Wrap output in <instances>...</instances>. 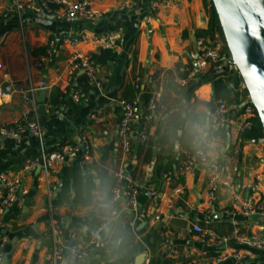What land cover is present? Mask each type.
I'll list each match as a JSON object with an SVG mask.
<instances>
[{"label": "crops", "instance_id": "0c3cea01", "mask_svg": "<svg viewBox=\"0 0 264 264\" xmlns=\"http://www.w3.org/2000/svg\"><path fill=\"white\" fill-rule=\"evenodd\" d=\"M12 1L0 0V125L12 126L28 108L44 133L0 137V173L19 175L22 182L20 199L0 208L1 264H264V251L220 240L233 230L264 234V220L230 213L240 206L255 176L264 174V141L248 140L238 148L235 133L230 135L228 129L221 134L224 144L214 140L208 156L225 166L214 197L207 191V163L181 170L194 136L206 135L208 114L218 100L213 94L215 79L189 77L196 40L208 35L204 0H173L156 10L150 0H91L102 12L101 19L73 21L53 18L44 10L18 14ZM77 34L86 40L71 41ZM108 34L118 36L112 49L93 41ZM49 40L61 48L38 64ZM103 51L110 54L104 62L95 61L94 80L72 68L74 52L93 57ZM229 76L228 88L238 94L239 102L230 103L232 118H237L247 98L236 72ZM39 82L48 89L4 93L7 85L25 89ZM55 91L62 92L64 101L52 105ZM73 92L83 94V99L75 100ZM155 94L166 107L164 113L147 109ZM122 100H137L147 116L134 124L127 154L117 135ZM144 123L145 139L139 131ZM82 134L87 135L91 152L87 158L78 157L84 180L77 190L71 185L68 194L74 198L90 189L91 203L53 205L63 174L72 170L73 162L52 174L43 168L25 172L23 166L33 159L41 163L42 154L78 143ZM232 164L237 165V174ZM120 168L144 187L132 209L122 200L110 204L113 173ZM86 179L94 188H87ZM146 189L157 197L148 196ZM259 190L264 195V177ZM100 222L106 226L98 247L86 260L73 262L70 247L87 245ZM52 223L62 248L56 260ZM194 226L207 235L194 232Z\"/></svg>", "mask_w": 264, "mask_h": 264}, {"label": "built area", "instance_id": "2783aa9c", "mask_svg": "<svg viewBox=\"0 0 264 264\" xmlns=\"http://www.w3.org/2000/svg\"><path fill=\"white\" fill-rule=\"evenodd\" d=\"M173 0H150V4L153 10L158 9L161 5H167ZM54 5V6H52ZM12 9L18 14L23 13L26 10L34 9L44 10L56 19H65L73 21L78 17H85L89 19H101L102 12L95 8L91 0H77L75 2L69 0H13ZM117 34H108L100 37H94L93 41L101 43L104 48L112 49L117 39ZM86 40V36L77 34L71 41L79 42ZM61 48L56 44L54 40H49L45 47L44 54L39 58L38 64L44 62L47 57L56 55ZM224 48V42L221 40L217 33L211 35H202L197 38L194 50L191 53L193 60V66L190 69L189 77L201 76L209 71H214L222 68L230 61L229 52ZM95 61L92 57L85 56L81 52H74L72 54V68L80 69L85 72L89 79L94 80L93 70ZM233 69L232 67H230ZM185 83V80L182 81ZM137 87V84H135ZM242 85V89H243ZM4 93L19 91L33 93L35 90L40 89L46 91L48 86L44 82H39L37 86L30 84L27 88L23 89L17 84L5 86ZM72 96L75 100L79 101L83 99V94L73 92ZM159 94H155L147 102V109L151 112L156 110L159 113H164L166 107L158 103ZM33 103L34 98L32 99ZM242 112L237 118H232L233 105L228 103L225 99H218L215 102L214 108L208 114V129L205 132L206 135L197 134L193 138L192 148L187 152L186 159L182 166V172L194 168L198 163H207L208 176H207V191L210 197H214L217 190L218 181L225 174L224 164L212 160L208 156V149L215 139H218L222 144L226 142L225 137H221L223 130L229 131V134H234V141L239 148L248 140L243 138L242 133L252 126L251 118L255 115V109L249 103V99L241 102ZM121 115L117 128L118 143L122 147L125 154L130 151L131 133L133 131L134 124L146 120L147 116L142 111V108L137 100H122L120 102ZM31 110L26 108L20 118L15 120L14 124L10 127L0 125V137L17 138L24 132H30L38 137H42L44 130L38 125V123L31 118ZM94 117V116H93ZM237 123L236 128H233V124ZM140 134L143 139L147 135V125L144 123L139 128ZM234 132V133H233ZM217 134V135H216ZM79 142L73 145L62 146L57 150L51 151L49 154L41 156V163L37 159L30 160L23 166V171L27 172L35 170L37 168H43L46 174L56 173L58 168L67 162H73L78 159L79 156L87 158L91 152V146L86 134H82L79 138ZM232 170L237 174V165L232 164ZM262 176V177H260ZM114 186L110 194V204H115L118 200H122L127 209L136 207L137 194L144 191L139 183H137L131 176V174L123 168H120L113 173ZM264 177V174L256 175L254 181L246 190V195L243 198L240 206L232 207L230 213L235 214V211H240L247 217H255L264 220V195L259 190L260 180ZM22 182L19 175L0 173V208H7L12 206L20 199L19 192L21 190ZM179 191V190H178ZM145 193L151 198L157 197V193L153 190H145ZM171 207V206H170ZM155 218L160 219L159 215ZM106 222H100L93 231L87 245L80 247L79 245H73L70 247L72 252V260H86L91 251L98 247L100 233L105 228ZM194 232H198L201 236L207 235L208 232L200 229L198 226L193 227ZM51 232L53 236V257L58 259L61 246L56 243V234L58 230L54 223L51 225ZM213 235V233H211ZM224 243L228 241H236L240 244L255 248L257 250L264 251V234L253 233L243 234L238 230L224 235L220 238ZM3 240L0 241V264L3 261ZM221 260L219 256L217 261ZM130 264V263H128ZM183 264H194L192 262H184Z\"/></svg>", "mask_w": 264, "mask_h": 264}, {"label": "water", "instance_id": "95a60500", "mask_svg": "<svg viewBox=\"0 0 264 264\" xmlns=\"http://www.w3.org/2000/svg\"><path fill=\"white\" fill-rule=\"evenodd\" d=\"M230 61L213 75L235 69L255 109L264 141V0H210ZM198 85V84H197Z\"/></svg>", "mask_w": 264, "mask_h": 264}, {"label": "trees", "instance_id": "16d2710c", "mask_svg": "<svg viewBox=\"0 0 264 264\" xmlns=\"http://www.w3.org/2000/svg\"><path fill=\"white\" fill-rule=\"evenodd\" d=\"M204 6L209 14V25L208 28L204 31V34H208L213 36L214 33H217L221 40L224 42V48L227 50V47L225 45V41L221 32V28L218 23V19L216 16V13L214 9H210L211 7V1L210 0H204ZM54 6V5H52ZM203 35V34H202ZM228 51V50H227ZM226 51V52H227ZM108 51H103L100 54L93 55V59L97 62H104L109 57ZM231 72H236L235 70L229 71L227 73H224L222 75L216 76L213 75L212 71H209L208 73L202 75V79L207 80H214L213 82V94L215 98L225 99L228 103H238V94L231 93L230 89L228 88V83L231 80V77L229 74ZM206 75V76H205ZM204 76V77H203ZM245 91V90H244ZM245 96L246 93H243ZM64 95L61 91H55L52 94L50 104L57 105L60 102H63ZM252 120V126L247 129L245 132L242 133L243 138L246 140H263V131L259 124L258 118L255 115L251 118ZM80 160L76 159L73 161L72 170L70 171L69 168H67L63 174L60 189L57 193L56 199L53 200V205H59V204H65V203H77L80 202L84 205L90 204L92 197L90 196V189H87L86 193L84 195L77 194L74 198H71L69 196V191L71 188V185L75 187V190L80 188L81 183L84 180V175L81 170L80 166ZM114 178V177H113ZM87 188H94L93 182L90 181V179H86ZM90 186V187H88ZM111 194V192H110Z\"/></svg>", "mask_w": 264, "mask_h": 264}, {"label": "rangeland", "instance_id": "374dc122", "mask_svg": "<svg viewBox=\"0 0 264 264\" xmlns=\"http://www.w3.org/2000/svg\"><path fill=\"white\" fill-rule=\"evenodd\" d=\"M93 60H94V59H93ZM94 61H95V60H94ZM243 90H244V88H243ZM244 93H246V94H247L246 90L244 91ZM247 96H248V95H246V98H247Z\"/></svg>", "mask_w": 264, "mask_h": 264}]
</instances>
